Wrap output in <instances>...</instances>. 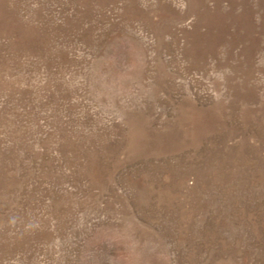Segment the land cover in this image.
<instances>
[{"label":"rangeland","instance_id":"1","mask_svg":"<svg viewBox=\"0 0 264 264\" xmlns=\"http://www.w3.org/2000/svg\"><path fill=\"white\" fill-rule=\"evenodd\" d=\"M0 264H264V0H0Z\"/></svg>","mask_w":264,"mask_h":264}]
</instances>
